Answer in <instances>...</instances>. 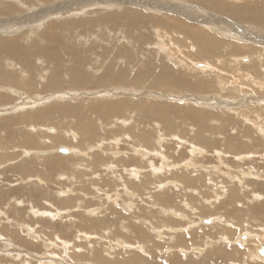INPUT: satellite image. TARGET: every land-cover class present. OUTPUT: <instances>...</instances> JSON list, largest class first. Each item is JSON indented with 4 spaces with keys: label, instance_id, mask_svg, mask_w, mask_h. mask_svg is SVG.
<instances>
[{
    "label": "bare ground",
    "instance_id": "bare-ground-1",
    "mask_svg": "<svg viewBox=\"0 0 264 264\" xmlns=\"http://www.w3.org/2000/svg\"><path fill=\"white\" fill-rule=\"evenodd\" d=\"M13 1L16 0H0V48L6 54L12 53L15 56H17L18 61L20 60V58L18 52L16 51H18L19 42L17 39H14L12 37L27 36L29 32L24 31L25 29L30 28V26H26L27 24L34 25L36 24L34 22H37V26H38L37 28H40L41 26H45L48 24L47 22H41L44 19H47L52 16L59 18L61 16L64 17L69 16L72 17V19L64 21L62 25L66 30L71 32L80 30V32H89L96 34V30L97 31L99 30V32H103V29L109 25L122 26L126 29L127 28L129 29L128 33L130 35L124 37L127 39V42L129 44L132 43L133 41L137 43L143 42L145 36L140 34L143 33L146 35V37L152 38V42L146 44V46H148V50H154L159 54H163L166 58L170 59V62L174 64H180L181 66H185L188 69L195 70L203 75V77H201V81H196L193 78V76L187 73H175L172 70H170L168 66H166L163 72L160 74L161 80L157 82V85L163 88H167L169 85H172L173 87L178 89H192L195 91H201L202 92L201 94L211 89L210 92L211 94H209V95L213 94L211 97L201 98V96H197L196 94H186L180 96L182 94H178L175 92H170L171 95H168V94H162L161 92H158L156 90H145V89L136 88L135 86H133L134 82L129 81L130 80L129 69L131 70L133 68V65L129 60L131 55L129 53L125 54V56L123 57L124 60L123 64L119 63L118 57L115 58V60L112 61V63L107 68L105 73H103L100 76H95L93 80L88 79V76L81 71L76 73L74 76L76 77L75 83H76V87L79 90L69 91L70 94L68 95L73 96L71 92L78 93L81 92L80 90H87L89 87L98 86L96 88V90L98 91L93 92L91 95L96 96L97 98L94 99L99 102L107 101L110 99H118V98L128 99V100L122 99V101L117 100V103H114L111 106L108 105L106 107L104 104H100L103 108L96 110V114L98 116H103L109 113L120 114L123 112H129L131 114V118H129L128 123L125 122L124 119H120V120L116 119L117 122L115 124H109L110 126H114V130L109 131L110 138L112 137L116 138L114 139V141L115 140L120 141L121 140L120 136L127 137L128 139H131L130 141L132 143L134 144L137 143L140 147H148L153 149V145L151 144L150 146V142L151 141L153 142L154 132L156 131V134L159 135L158 136L159 140H161L162 142L163 141L167 142V140L170 138L171 139L179 138L178 141L182 145L180 146V148L186 146L187 143H190L191 146L196 147L195 146L196 143L200 145L201 150L207 154L208 151L213 147V144L211 145L210 142L214 139H218L220 140L221 146L219 147V150L218 151L216 150L215 152V155L218 156L217 158H225L227 155H231L232 157L239 156L237 157L238 159L237 162L239 164L241 161L244 162V160L247 159L251 160V157H249L248 155L252 154L251 153L252 151H250L252 150V148H254L255 150H260V148L264 146V142H263L264 130L262 127H260L261 122L260 124H258L259 121L257 119L256 120L258 122L248 117V116H252L251 113L253 112L250 111L255 110V114H256V111H259L261 109L264 110L262 106H260L261 107L260 108L258 107V105H254V104L260 105L261 102L260 98L262 97H258L257 94L251 96L249 95L243 96L242 94L243 89H241V87L233 86L234 84H236L237 80H240V82L242 83L245 80V76H250L253 80L257 81L258 84L264 83V0H48L49 7L44 9H37L32 6H28L23 0H17L18 4H16ZM134 2H138V6L145 5V7H149L154 11L156 10L157 12H160V16L158 15L156 16L155 12L148 13L146 11L135 10L127 7V6H131L132 3ZM119 6H124V7L119 8ZM111 8H115V10L110 11L109 9ZM89 10H93V11L88 12ZM222 13L227 14L228 16L232 17V19L221 17L220 15ZM164 14H166V16L163 17ZM39 16L41 20L36 21L37 17ZM54 17L52 20L57 19V18L54 19ZM184 20L185 22H183ZM163 23L167 24L168 27L164 25L160 26ZM169 30L174 31V34L177 33L175 34L176 35L175 38L170 34ZM21 31L24 32L21 33ZM51 33H52V27L47 26L43 31V36L45 38H48L50 37ZM3 35H7V37H3ZM189 37H192L195 40V42H191L187 44V42L190 41ZM193 44H195V46H193ZM185 47H187L188 49H186ZM249 47H252L254 50L249 49ZM179 51H183V52L179 53ZM184 52L189 53V56H187ZM194 52L197 53V55L199 56L201 55V57L196 58L195 55L191 54ZM36 53H37V49L34 47H28L25 50V54L28 57H32ZM70 53L73 54L75 57L74 59L79 62H84L87 58V55L85 53H77L73 50H70ZM215 55H219V56L213 58V56ZM51 60L54 63L61 65L69 62L66 59V57L61 54L52 55ZM186 63L188 66L186 65ZM9 65L11 66L13 64L9 63ZM154 65L155 62L153 60H147L145 62V67L147 68V70L140 72L136 76L135 81L140 83L147 76L152 75ZM223 66L229 68L232 72H234V75L222 71L220 67ZM1 77L12 79V76L9 73H3ZM224 77H227L228 79H225ZM236 77H237L236 81H233L234 78ZM231 78H233L232 80L233 82L230 81ZM25 80H27L28 82H23L21 81V79L18 78L15 79L16 81L15 83L17 86L21 87L23 90L29 93L33 94V92L37 91L36 81L34 79H25ZM230 84L233 85L229 87ZM255 84L256 86H259L257 85L256 82ZM120 87L121 90L119 89ZM257 89L258 88H256V90ZM0 92H5L9 96L6 99H3V96H0V104H1L0 107H6L0 109L2 115L7 114V112H15L16 110L17 111L15 114H21V113H26L28 111H33V110L25 111L24 108H22L21 113H17L19 111L17 107L28 106L29 103H30L29 106L31 108L33 106L37 107L36 105L43 104L46 101H48V99H53L55 98V96H57L54 94L55 92L53 94L50 93L52 95L48 94L46 96H39L37 93L33 95H27L25 93H21L12 86L11 87L0 86ZM224 94H227L228 96L230 95V97H225ZM14 95L24 96L25 98H23L21 103L18 104L17 106L15 107L11 106L10 108H8V106L14 104L15 102L16 97ZM34 95H37V97H35ZM80 95L81 94L77 96H73V98L79 97ZM31 96H34V98H26ZM214 96H218L219 98ZM148 97H155L159 100H163V99L168 100L170 98L169 100L170 102L176 101L177 103H179V105H187L180 102L184 100H190L191 102L197 101V102H201V104L206 106L208 112L201 111L200 113L198 110L192 109L190 107L184 108L179 106H171L169 102L165 101L166 103H160L158 105L159 109L157 110L160 112L159 114L160 121L159 122L156 121L153 123L156 124V128L155 127L152 128V131H149L148 129L142 131H140L139 129L138 131H136V127L134 126L135 114L139 111H147V104L149 102L146 98ZM137 98L138 101H136ZM52 103L53 102H51V104ZM55 103H59V102H55ZM249 105H251V107H248ZM187 106H192L194 108L196 107L192 104ZM204 106L201 105V107ZM215 107L225 108L230 112V115L221 114V112L220 113L214 112V110H218ZM243 107H247V108H243ZM223 108L221 109L223 110ZM38 109L39 108H37L36 110ZM263 112L264 111H262L261 114L259 111L258 115L259 116L261 115L264 118ZM69 114L70 115L77 114L80 122L85 123L87 127H89L91 124L94 123V121L88 116V114L85 112L82 106L60 105V106H51L44 110L36 111L35 114L32 117H29L28 119L29 121H35V122H30L27 128L30 126L37 127L38 122L54 123L60 120L62 117H65ZM188 119L192 122V125L190 126L185 123L186 120ZM238 120H240V124H238L237 122ZM12 121L13 119L5 120V125H4L5 129L8 132L12 131L14 134H17L15 128H12L13 125L11 123ZM233 122H235V124H232ZM118 123L119 124L124 123V125L126 126L125 127L121 126V127L126 128V130L117 128ZM211 123H213V126L210 125ZM218 123H221L222 126H218L217 125ZM243 123H245L246 126L245 125L242 126ZM193 125L194 127H192ZM224 126H226V129L223 128ZM230 126H232V128L228 129V127ZM41 127H45V126H41ZM138 127H140V125H138ZM254 128H256L259 131L260 133V135L258 134L259 136L254 135V131H253ZM46 129L48 132L55 134V135H49V137L54 139V141L48 140L46 136L44 137L41 135L38 139H36V141L39 145H41L42 150H47L48 154L55 153L56 151H58L61 145H64L66 147L65 149H67L68 153L70 154L69 148L72 147V145H74L72 144L71 141L72 139H70V136L75 137L77 142L75 146L81 147L82 144H85L87 145V149L89 150L94 146V144H99V143H102L103 147H105L104 146L105 142L110 139V138H100L95 142L88 143L86 140V136H82V133L85 131V128L83 127L82 124V127L78 126L79 133L73 130H69L68 133L73 132L74 134L69 135L67 133V135L69 136V138L67 139L63 135L61 137L63 143L60 144L59 141L62 140L59 138V132L57 128L49 129L48 127ZM116 129H118V131H123V133L122 132L118 133ZM158 132H160V134ZM25 135L29 137V135H27V131H25ZM19 137L23 138L22 136ZM57 138L59 141L57 140ZM215 144H217V142ZM103 147L100 148V152H95L90 160L84 157V155H83V160L67 155L68 157L66 158L63 157L54 158L51 156L50 158H47L46 160L42 161L40 157L36 156L35 154V156H31L30 158H28L23 162L22 160L24 158L23 155L20 156L19 154L14 155L10 153L11 151L10 152L6 151L4 153L0 151L1 152L0 159H4L5 161H10V162H14L17 159H21L11 164L12 167L10 172L12 174L10 177L15 178L19 187L16 191L23 190L22 188H20V186L21 183H23L24 179L18 176L19 173H24L26 178L34 176V177H38L40 180L41 179L44 180V181H38L39 185H37V183L31 182L30 192L33 195H39L41 190L48 187L47 185L49 184V180L46 177L47 171L45 170L46 171L45 173L43 170L44 168L43 164L46 165L45 161H48L51 167L57 169V177L50 183V185L59 182L60 179L58 178L60 177H61V181L68 180L70 178H75L76 180L79 181H82L84 179L86 182L88 178L87 186L85 185L84 188V192L87 193H92L91 191L88 190L89 187L95 189L96 191H99L101 189L106 190L111 188H118L117 182L120 181L121 174L117 172L116 169H114L113 165L116 168L119 166L133 167V168H137V167L142 168L143 165L145 166V162H143L140 159L126 158V159L117 160L111 158L108 154H105V150L103 149ZM177 147L179 148L178 145ZM19 149L25 150V149H35V148L22 147ZM192 150L196 151V149L194 148H192ZM11 157H15V159H12ZM178 157L182 158L179 155ZM219 161L221 160L219 159ZM0 164H2V162H0ZM149 165H152L153 167L154 161L149 162ZM199 168L203 171L205 170V168L209 170L208 167H204L203 165L201 167L199 166ZM101 169H103V172L104 169L106 171L104 173L100 172ZM217 169H218V173L221 174L222 172L220 170V167L219 168L215 167L216 171ZM33 170L35 171V173L32 172ZM244 172L248 174L247 170ZM257 172H259V170H257ZM97 173H100L99 180H97L98 177ZM107 173H111L112 175ZM224 174L227 177V179H229L226 180V182L230 181L228 185L229 187L227 186L229 188V192L228 194H226L228 200L227 203H223V204L219 203L218 206L215 207L219 211V212H215V214L217 213L216 215L223 218L224 219L223 221L225 223L230 222L232 223L233 226H236L234 222L226 221V218H232V217L237 218L238 215L240 216V214L237 213L238 210L229 213V211L222 210L223 209L222 207L225 206L224 204H228V203H235L236 206H243L240 205V202H238L239 201L238 198L240 197L238 186H241V183L243 181L241 179V175L243 174L242 178H245L246 174L241 172V169L240 171L237 170V173L235 174L234 170L229 167ZM205 176L204 173L203 174L201 173V175H197L196 177H194L191 173H186V172L176 173L173 175V179L177 180V183L179 184L176 185V189L182 186L180 190H176L175 192H173V190L172 191L167 190L166 192H163L162 194H157L156 196L154 194L157 193L156 186L158 185V183L155 182L153 178L149 176V174H147V176H144L142 178L143 180L141 179L139 180L138 183H134L131 187L134 191H137L141 194L146 193L148 195L147 197H151L149 200L150 203H156L161 206L169 205L175 209H179V204L177 202L186 199L185 201L191 202L193 206H196L193 203L198 204L199 214L206 216L210 214V209L203 208V206L201 205H204V203L202 202H205L204 201L205 197H212L214 193L212 190L211 192H209V194L205 193L204 187L206 182L211 184L210 182L212 180L211 178L212 176L213 177L215 176L210 175L211 177L210 176L207 177L208 181L206 182H205L206 180ZM262 176H264V172L262 174L260 172L259 176H256L258 178V181H262V180L264 181V177ZM2 179L3 178H1V180ZM215 179L217 178L215 177ZM50 180L52 179L50 178ZM79 183L80 182L73 183V186L70 185L69 187L72 186L75 189L81 188L82 186L78 187ZM213 186L214 183L212 187ZM251 187H253L252 184H250L248 188ZM127 188H128V182H127ZM48 189L50 190V187H48ZM256 190H258V188ZM151 191H153V193ZM194 191H198L199 194H201V197L200 196L196 197ZM61 193L63 194V192L60 191V194ZM56 194L58 196L60 195L59 193ZM262 196L263 195H253L255 199L259 198V200H262V198H264ZM65 200H66V207L72 204L79 206H83V205L87 206L85 205V202L82 199H80V197L69 200L65 199ZM248 200L252 201L253 198L251 199L248 198ZM20 204L22 205V207L19 206ZM27 204L28 205H26L25 202L23 201L22 202L15 201V205H16L15 208L22 209L24 207L26 208L33 207L31 203H27ZM206 205L207 203L204 206L207 207ZM116 207L117 206L109 208V210L103 214L102 216L103 218L85 219V221L81 222V225L83 226L91 225V227L82 228L80 226L75 227L74 225H70L67 227L69 228L70 231L71 230L73 231L75 228L76 229L78 228L77 229L78 232L84 231L83 233H88L89 235L98 234L100 236L103 235L102 232H104L106 229H109L110 234H112L113 236L112 239L113 243L116 242L119 245H123V246L125 245V243H132L131 240L133 241L136 238V240H134V243H139L146 251L145 253L140 247L125 246L127 247V249H131V250L136 249L137 251L138 250L140 251V252L134 251L130 253V255L129 254L122 255L120 252L115 253L114 249L110 248V251L111 252L113 251L112 253H115L113 254V257L117 260L116 262H119V264H213L218 261L227 264L231 260H235V259L237 261L239 260L242 261L241 260L242 256L239 257L241 251L238 249L234 248L232 251H228L227 248H225L224 246H219L214 248L210 246L212 252L209 251L208 254L201 259V263L199 262L197 263L191 260H186V261H184L183 259L180 260L178 259L179 257L178 258L174 257L173 259L168 261V263H163L158 259V254L162 253V251L158 252V250L161 249L158 247L160 243H158L155 240V236H158V234L159 235L163 234V231H159V230L155 231L153 227L150 230L146 226V218L148 217L150 218L152 217L154 219L153 222L155 225L158 224L159 221L156 222V220L158 219L157 214L156 215L150 214L155 212L143 210V208L142 209L140 208L139 210V208H137L136 211H138L137 214L138 217H140L138 219V217L134 218L133 215L129 216L131 215L129 214V212L123 213L121 210L117 209ZM257 208L259 209L264 208V206L251 208L252 214L254 215L258 214L257 211L259 210ZM97 211H99V209ZM25 212L23 215H18L17 213H13V216L11 217L9 213H6L4 210H0V235L10 238V240L17 246L26 247V249L29 248L30 250L34 249L36 252H41L42 251L41 248L43 246L41 247V245L36 244L37 242L31 241L27 239L25 236H23L24 234L22 228L26 225H24L22 221H24ZM163 214L169 215L171 217H174L175 215L174 211L170 209H165ZM36 215L37 213L35 214V216ZM180 218L184 219L185 217L181 216ZM11 222H13V224ZM203 223L201 221V224ZM9 225H12V227H9ZM167 225L178 226L179 224L177 222L171 221L169 218L168 220L163 219L161 226H167ZM37 226L39 225L37 224ZM46 230L49 232L53 231L52 229L49 228H47ZM173 230L177 231L178 229L174 228L172 229V231ZM222 230L231 234V235L229 234L226 235L229 236V240H231L228 242V244L234 245L235 242L232 241L234 240L235 237L233 231L231 230L232 231L231 232L221 227L220 228L217 227L214 229L204 228L202 230H197L196 232L195 231L193 232L192 230L193 233L191 234V236H194L195 233L207 235L206 237L208 239L205 242V244L209 240H211V243L213 244L212 240L217 238ZM212 231H215L216 233H212ZM60 233H64V230L61 229ZM244 236L245 239L238 238L239 239L238 240L237 238H235V240L241 245H246L248 243L247 240H249L248 238L250 237L247 234H245ZM210 237H214V239ZM197 238L200 239L201 237H197ZM172 240L174 247H171V249L185 248L188 245V241H186L183 237L180 238L172 237ZM107 241L108 242L110 241L109 234L107 235ZM221 241H223V239H221ZM223 242L227 244L226 241ZM254 242L255 241H253V243ZM40 244H42V242ZM50 244H53V242L50 241ZM263 244H264V238L259 244V246L257 244L256 245L257 247L256 246H255L256 248L254 247V250L256 249L257 251V255L261 258V262H264L263 261L264 258L259 255L258 251L259 249L262 248ZM91 245L92 244H90V246ZM207 245L209 246L210 244ZM11 248L14 251L21 250L19 249V247H15V245L12 246ZM171 249L170 251H172ZM195 250L197 249L195 248ZM14 251H9L11 252L9 255L5 253L9 256L10 261H13V258H11L10 256H12V252L14 253ZM85 252L86 253L83 254L84 259L86 257L88 258L90 257L91 260L96 261L99 264H103L104 247L103 248L96 247L95 249L86 250ZM202 252L204 253L205 250L201 251V256H203ZM243 252H244L243 256L247 255L249 260L251 258V260L253 261V257L255 256L253 254L254 251L250 250L248 253H246L245 251ZM37 259L40 262L44 260V258L42 257H37Z\"/></svg>",
    "mask_w": 264,
    "mask_h": 264
},
{
    "label": "rangeland",
    "instance_id": "rangeland-1",
    "mask_svg": "<svg viewBox=\"0 0 264 264\" xmlns=\"http://www.w3.org/2000/svg\"><path fill=\"white\" fill-rule=\"evenodd\" d=\"M23 1L28 6H32L37 9H44V8L49 7L48 0H23ZM13 2L18 4L17 0ZM120 7H124V6H119V8ZM127 7L131 9H135V10L146 11L148 13L155 12L156 16L157 15L160 16V12H157L156 10L154 11L150 9L149 7H145V5L138 6V2H134L132 3L131 6H127ZM109 10L114 11L115 8H111ZM92 11L93 10H89L88 12H92ZM164 16H166V14H164L163 17ZM220 16L223 18L232 19V17L228 16L225 13H222ZM53 17L54 16L41 21V22H47L48 24L45 26H41L40 28H37L38 27L37 22H34L36 23L34 25L27 24L26 26H30V28H27L24 30V31L29 32L27 36L12 37L14 39H17L19 42L18 51H16L19 54V58H20L19 61L17 60V56H15L12 53L6 54L0 48V86H3V87L12 86L16 90L20 91L21 93H25L27 95H33L37 93L39 96H46L50 93L53 94L54 92H55L54 94L57 95L53 99H48V101H46L43 104L36 105L37 107L33 106L31 108L29 106L30 103L28 104V106L17 107V109H19L17 113H21L22 108H24L25 111H28V110H33V111H28L26 113H21V114H15L17 111L16 110L15 112H7V114H3V115L0 112V151H2L3 153L6 151L8 152L11 151L10 152L11 154H14V155L19 154V156L23 155L24 158L22 160L24 162L31 156H35V154L36 156L40 157L42 161L46 160L47 158H50L51 156L54 158H57V157L66 158L68 156H73L77 159L83 160V155L88 160H90L95 152H100V148L103 147L102 143L94 144V146L89 150L87 149V145L85 144H82L81 147L75 146L77 144L76 139L75 137L70 136V139H72L71 140L72 144H74L72 145V147L69 148L70 154L68 153L65 156V154L59 153L60 148H66L64 145H61L58 151H56L55 153L48 154L47 150H42L41 145L37 143L36 139H38L41 135L44 137L46 136L48 140L54 141V139L50 138L49 135H55V134L48 132L46 129L48 127L49 129L57 128L59 132V138L61 139V137L64 135L65 138L67 139L69 138V136L67 135L69 130H73L79 133L78 126L82 127V124H83L85 131L82 133V136H86L87 142L90 143V142H95L99 140L100 138H110L109 131L114 130V126H110L109 124H115L117 122L116 119H119V120L124 119V121L128 123L129 118H131V114L129 112H123L120 114L109 113L103 116H98L96 114L97 109L103 108L100 104H104L105 107L108 105L111 106L112 104L117 103V100L119 101H122V99L128 100L127 98L110 99L107 101L99 102L94 99V98H97L96 96L91 95L93 92L98 91L96 90L98 86L89 87L87 90H80L81 92H78V93L71 92L73 96H77L81 94L79 97H76V98H73L72 95H68L70 94L69 91L79 90L76 87V83H75L76 77L74 76L76 73L81 71L85 73V75L88 76V79L93 80L95 76H100L103 73H105V71L110 66L112 61L115 60V58L118 57L119 63L123 64L124 63L123 57L127 53L131 54L129 60L131 64L133 65V68L131 70L129 69V79H130L129 81L134 82L133 86H135L138 89L156 90L158 92H161L162 94H168V95H171L170 92L182 94L180 96H183L186 94H196L197 96H201V98H207L213 95V94L209 95L211 94L210 93L211 89L201 94L202 93L201 91H195L192 89H178V88L173 87L172 85H169L167 88H163L157 85V82L161 80L160 74L163 72L166 66H168L169 69L175 73H187L193 76V78L196 81H201V77H203V75L195 70H191V69L186 68L185 66H181L180 64H174L170 62V59L166 58L163 54H159L158 52H155L154 50H148V46H146V44L151 43L152 38L146 37V35L143 33L139 32L140 34L145 36V39L143 42L137 43L133 41L132 43L129 44L127 42V39L124 38L125 36L130 35L128 33L129 31L128 28L126 29L122 26L109 25L103 29V32H99V30L98 31L96 30V34L89 33V32H80V30L71 32V31L66 30L62 24L64 21L72 19V17H69V16H66V17L61 16L60 18L54 17V19L55 18L57 19L52 20ZM38 20H41L40 16L37 17L36 21ZM183 22H185V20ZM162 25L168 27V25L165 23L161 24L160 26ZM47 26L52 27V33L50 37L45 38L43 36V31L45 30ZM24 31H21V33H23ZM169 31H170V34L175 38L176 36L175 34L177 33L174 34V31L172 30H169ZM3 37H7V35H3ZM189 38H190V41L187 42V44L191 42H195V40L192 37H189ZM193 46H195V44H193ZM28 47L36 48L37 53L34 54L32 57H28L25 54V50ZM185 48L188 49L187 47ZM249 49L254 50L252 47H249ZM70 50H73L77 53H85L87 55L86 60L84 62L76 61L74 59L75 58L74 55L70 53ZM180 52L182 53L183 51H179V53ZM184 53L187 56H189V53L187 52H184ZM55 54L64 55L69 62L63 65L54 63L51 60V56ZM191 54L195 55L196 58L201 57V55L199 56L195 52ZM217 56L219 55H215L213 56V58ZM147 60H153L155 62V65L153 67V74L150 76H147L142 82L138 83L135 81V78L140 72L147 70V68L145 67V62ZM9 63H12L13 65L10 66ZM220 69L222 71H225V73L234 75V72H232L229 68L225 66L220 67ZM3 73L11 74L12 79L2 78L1 75ZM18 78L21 79V81L23 82H28L25 79H34L36 81L37 91L33 92L32 94V93H29L23 90L21 87L17 86L15 83L16 82L15 79H18ZM224 78L228 79L227 77H224ZM236 79L237 77L234 78V80L233 78H231L230 81L233 82V81H236ZM244 81L241 83L240 80H237L236 81L237 85L236 84L234 85L232 84V85L234 87H241V89H243L242 90L243 96L245 95L251 96V95L257 94L258 97H262L260 98L261 99L260 105L259 104H254V105H258V107L262 106V108L264 109V102H263L264 101V98H263L264 97V83L258 84V82L253 80L250 76H245ZM255 82L259 86H256ZM232 85L230 84L229 87H231ZM256 88L258 89L256 90ZM119 89L121 90V87ZM0 96H3V99H6L9 97L7 93L5 92H0ZM14 96L16 97L15 102L14 104L8 106V108H10L11 106H14V107L17 106L18 104L21 103L22 99L25 98L24 96H17V95H14ZM34 96L37 97V95H34ZM34 96L26 97V98H34ZM224 96L230 97V95L228 96L227 94H224ZM214 97L219 98L218 96H214ZM146 99L149 102L147 104V111H139L135 114L134 126L136 127V131H138L139 129L140 131L145 130V129L152 131V128L154 127L156 128V124H153V123L156 121L157 122L160 121V118H159L160 112L157 110L159 109L158 105L160 103H166L165 101L169 102L171 106H179V107H184V108L190 107L192 109L198 110L200 113L201 111L208 112V109L206 108V106L201 104V102H197V101H194V102H191L190 100L180 101L183 104H187V105L192 104L196 106L194 108L192 106L179 105V103H177L176 101L170 102L169 101L170 98L168 100H164V99L159 100L155 97H148ZM136 101H138V98L136 99ZM51 102L53 103L51 104ZM55 102H59V103H55ZM60 105H66V106L80 105L82 106L85 112L88 114V116L94 121V123L91 124L89 127H87L85 123L80 122L77 114L75 115L69 114L65 117H62L60 120L54 123L38 122L37 127L30 126L31 128L30 127L27 128L30 122H35V121H29L28 119L29 117H32L36 111L44 110L51 106H60ZM201 105L204 107H201ZM248 107H251V105H249ZM2 108H6V107H0V109ZM37 108L39 109L36 110ZM215 108L218 110H214V112H218V113L221 112V114L230 115V112L223 107H215ZM221 108H223V110ZM243 108H247V107H243ZM259 111L261 113L264 110L261 109ZM259 111H256V114H255V110L250 111L253 113H251L252 116H248V117H250L252 120H255V121L258 120L259 121L258 124H260L261 122L260 127H262L264 130V118L261 115H260L261 117L258 115ZM6 119L7 120L13 119V121L11 122L13 124L12 128H15L17 134H14L12 131L8 132L5 129L4 125H5ZM261 119L263 120V122ZM237 122L238 124H240V120H238ZM185 123L189 126L192 125V122L189 119L186 120ZM147 124H148V127H147ZM232 124H235V122H233ZM138 125H140V127H138ZM210 125L213 126V123H211ZM217 125L222 126L221 123H218ZM244 125L245 123H243L242 126ZM41 126H45V127H41ZM121 126L125 127L126 125H124V123L117 124V128L126 130V128L121 127ZM192 127H194V125ZM223 128L226 129V126H224ZM230 128H232V126L228 127V129ZM116 130L118 133L120 132L123 133V131H118V129ZM25 131H27V135H29V137H32V138L27 137L25 135ZM253 131H254V135L256 136L260 135L259 131L256 128H254ZM158 133L160 134V132ZM68 134L71 135L74 133L69 132ZM156 135L157 134L155 131L154 136H153L154 140L153 142L152 141L150 142V146L152 144L153 149L148 148V147H140L137 143L135 144L132 143L130 141L131 139H128L127 137L120 136L121 138L120 141L119 140L114 141V139L116 138L112 137L108 141H106L104 145L106 148L103 147V149L105 150V154H108L111 158H114L117 160L126 159V158L140 159L143 162H145V166L143 165L142 168L121 167V166L116 168L113 165L114 169H116L117 172L121 174L120 181L117 182L118 188H111V189H106V190L101 189L99 191H96L95 189H92L89 187L88 190L91 191L92 193L84 192L85 185L87 186L88 178L86 182L84 179L82 181H79V180H76L75 178H70L68 180L61 181V177H60L58 178L60 179L59 182H56L55 184L50 185V183L57 177V169L51 167L48 161H45L46 165L43 164L44 165L43 170L45 173L47 171L46 177L49 180V184L47 186L50 187V190L48 189V187H46L45 189L41 190L39 195L31 194L30 192L31 182L37 183V185H39L38 181H44V180L42 179L40 180L38 177H34V176L26 178L24 173H19L18 176L24 179L23 183H21V186H20V188H22L23 190L16 191L19 187H18V183L16 182L15 178L10 177L12 174L10 172L11 167H12L11 164L21 159H17L14 162L5 161L4 159H0V162H2V164H0V210H4L6 213H9L11 217L13 216V213H17L18 215H23L26 210L24 221H22V223L26 225L22 228L23 234H24L23 236H25L27 239L31 241L37 242L36 243L37 245H41V247L43 246L41 248L42 249L41 252H36L34 249L30 250L29 248L26 249V247L17 246L10 240V238L0 235V243H2L0 244V249H1L0 250V264H6V263L7 264H38V263L39 264H60V263H63V264H92V263L99 264L96 261L91 260L90 257L89 258L86 257L85 259L83 257V254L86 253L85 252L86 250L95 249L96 247L98 248L104 247L105 254L103 253V257H104L103 264H119V262H116L117 260L113 257V254H115L116 252L117 253L120 252L122 255H128V254L130 255V253L134 251L140 252L139 250L137 251L136 249L135 250L127 249V247L125 246L140 247L145 253L146 251L139 243H134V240H136V238L133 241L131 240L132 243H125V245L123 246V245H119L116 242L113 243V240H112L113 236L112 234H110L109 229H106L104 232H102L103 235L100 236L98 234L89 235L88 233H83L84 231L78 232L77 231L78 228L77 229L75 228L73 231L72 230L70 231L69 228L67 227L70 225H74L75 227L80 226L82 228L91 227V225L83 226L81 225V222L85 221V219L103 218L102 217L103 214L106 213L109 210V208L114 207V206H117L116 208L121 210L123 213L129 212V214H131L129 216L133 215L134 218L138 217V214H137L138 211H136L137 208H139V210L140 208L141 209L143 208V210L155 212V213H150V214H155V215L157 214L158 219L156 220V222L159 221L158 224L155 225L153 222L154 219L152 217L151 218L148 217L146 218V226L150 230L153 227L155 231L157 230L163 231V234H160V235L158 234V236H155V240L158 243H160L158 247L161 248L158 250V252L162 251L161 254H158V259L162 261L163 263H168V261H170L174 257L176 258L179 257L178 259L180 260L183 259L184 261L191 260L197 263L198 262L201 263V259L205 257L209 251L212 252L210 246H212V248L224 246L225 248H227L228 251H232L234 248L240 250L241 253L239 257L242 256V259H241L242 261L240 260L237 261L235 259V260H231L227 264H243L244 262H245L244 264H247V261H248V264H255V263L264 264V262H261V258L257 255L256 249L254 250V247L257 244L259 246V244L264 238V208H260V209L257 208L259 211H257L258 214L256 215L252 214L251 212V208L264 206V203H263L264 198H262V200H259V198L255 199L253 197V195H263L262 197H264V190H263L264 181L263 180L258 181V178L256 177V176H259L260 172L261 174L264 172V155H263L264 146H262L263 148L261 147L260 150H255L254 148H252V150H250L252 151L251 152L252 154L248 155L249 157H251V160L247 159V160H244V162L241 161L239 164L237 162L238 161L237 157L239 156L232 157L231 155H227L225 158H217L218 156L215 155V152L216 150L218 151L219 147L221 146L220 140L218 139H214L210 142L211 145L213 144V147L206 154L201 150L200 145L196 143H195L196 147H193L191 146L190 143H187L186 146H183L180 148V146L182 145L178 141L179 138L178 139L170 138L167 140V142H164V141L162 142L161 140H159V137H158L159 135L157 136ZM19 136H22L23 138ZM214 141H216L217 144H215L216 142ZM59 143L62 144L63 140L59 141ZM32 144H35V145H32ZM177 145L179 146V148L177 147ZM22 147H25V148L33 147L35 149H25V150L19 149ZM192 148L196 149V151L192 150ZM50 151H53V150H50ZM178 155L181 156L182 158H179ZM11 158L15 159V157H11ZM219 159L221 161H219ZM152 161H154L153 167L152 165H149V162H152ZM202 165L204 167H208L209 170L206 168L204 171L201 170L199 166L201 167ZM215 167L217 168L220 167V170L222 173L219 174L218 169L216 171ZM228 167L232 168L235 174L237 173V170L240 171V169H241V172H243L244 174H246L244 172L246 170L248 173L246 174L245 178H242L243 174L241 175V179L243 181L241 183V186H238L239 188L237 187L238 191L240 192L239 193L240 197L238 198L239 200L238 202H240V205H243V206H236L235 203H228V204H224L225 206L222 207L223 208L222 210L229 211V213L232 211L238 210L237 213L240 214V216L238 215L237 218H234V217L226 218V221H232L236 224V226H233L232 223L230 222L225 223L223 221L224 220L223 218L216 215L217 213L215 214V212H219L218 209H216L215 207L218 206L219 203L220 204L227 203V200H228V197L226 196V194H228L229 192L228 185L230 181L226 182V180H229V179H227V177L224 174L227 171ZM256 169L259 170V172H257ZM105 171L106 170L104 169V172ZM32 172L35 173L34 170ZM100 172H103V169H101ZM179 172L191 173L194 177H196L197 175H201V173L202 174L204 173V176L206 174L205 182L208 181L207 177H209L210 175H214L217 178L215 179V177L212 176L211 178L212 180L210 181L211 184H209L208 182L206 183L204 182L205 183L204 192L209 194V192H211L212 190L215 195L214 196L213 194H211L213 195L212 197H205V200H204L205 202H202V203H204V205L207 203L206 205L207 207H205L204 205H201L205 209H210L209 215L205 216V215L199 214L198 212L199 205L196 203H193L196 205V206H193L191 202L185 201L186 199L177 202L179 204V209H175L169 205L161 206L156 203H150L149 200L151 197H147L148 195L146 193L141 194L137 191H134L131 187L134 183H138L139 180H141L144 176H147V174H149V176H151L153 180L158 183V185L156 186L157 193L154 194L155 196L157 194H162L163 192H166L167 190H171V191L173 190V192H175L176 190H180V188L182 187L181 186L176 189V185H179V184L177 183V180L173 179V175ZM99 174L100 173H97L98 175L97 180L100 179ZM107 174L112 175L111 173H107ZM1 178L3 179L1 180ZM50 178L52 180H50ZM77 182H80L78 184L79 185L78 187H81V186L82 187L75 189L72 186H73V183H77ZM127 182H128V188H127ZM213 183H214V186L212 187ZM250 184H252L253 187L248 188ZM70 185L72 186L69 187ZM257 188L258 190H256ZM60 191L63 192V194L61 193L62 195L60 194ZM153 191L151 192L153 193ZM241 191L244 192L245 194L242 193ZM56 193H59L60 195L58 196ZM194 194L196 195V197L197 196L201 197V194H199L198 191H194ZM243 195L245 196L247 195V196L245 197ZM78 197H80V199H82L85 202V205L87 206H84V205L79 206V205L72 204L66 207L65 199L69 200V199L78 198ZM248 198L249 199L253 198L254 201L252 200L253 201L252 202L248 200ZM15 201H19V202L23 201L25 202L26 205H28L27 203H31L33 207L32 208L24 207L22 209H16ZM19 206L22 207L21 204ZM98 209L99 211H97ZM165 209L173 210L175 214L174 217L163 214ZM57 212H59L61 215ZM36 213L37 215L35 216ZM181 216L185 218L182 219L180 218ZM139 218L140 217H138V219ZM168 218L173 222H177L179 225L178 226H170V225L161 226L163 219L168 220ZM201 221L202 223L204 221V223L201 224ZM11 223L13 224V222ZM37 224L39 226H37ZM9 227H12V225H9ZM217 227L224 228L228 231L232 230L235 236L234 240L232 241H234L235 244L234 245L228 244V242L231 240H229V236H226V235L228 234L231 235V234L223 230L221 231L219 235L222 238H220L219 236L215 239L214 237H210L214 239L212 240L213 244L211 243V240H209L205 244V242L208 239L206 237L207 235L195 233L194 236H191V234L194 231L196 232L197 230H202L204 228L214 229ZM47 228L52 229L53 231L49 232L46 230ZM174 228H177L178 230L172 231V229ZM61 229L64 230V233H60ZM107 233L110 236L109 242L107 241V235H108ZM212 233H216V232L212 231ZM245 234H247L250 237L248 238L249 240H247V242L249 243V244L248 243L246 244L247 246L241 245L235 240V238L245 239L244 238ZM172 237H176V238L183 237L186 241H188V245L185 248H180V249L172 248L171 249V247H174ZM197 237H201V238L198 239ZM221 239H223V241H226L227 244L221 241ZM216 240L218 243L216 242ZM50 241L53 242V244H50ZM253 241L255 242L253 243ZM41 242L43 245L40 244ZM90 244H92L93 247L92 245L90 246ZM207 244H210V245L208 246ZM14 245L15 247H19V249L21 250L14 251L11 248ZM110 248L114 249L115 253H112L113 251L111 252ZM195 248L197 250H195ZM170 249L174 252L170 251ZM201 249L205 250L204 253L202 252L203 256H201V251H202ZM250 250L254 251L253 253L255 255L253 257L254 263L251 260V258L249 260L247 255L243 256L244 254L243 251L248 253ZM9 251H14V253L12 252L13 257L10 256L11 258H13V261H10L9 259L8 255L11 253ZM5 253H7L8 255ZM37 257H42L44 258L45 261L43 260L40 262L37 259ZM213 264H224V263H221L218 261Z\"/></svg>",
    "mask_w": 264,
    "mask_h": 264
},
{
    "label": "water",
    "instance_id": "water-1",
    "mask_svg": "<svg viewBox=\"0 0 264 264\" xmlns=\"http://www.w3.org/2000/svg\"><path fill=\"white\" fill-rule=\"evenodd\" d=\"M59 153H61V154H67L68 151H67V149H65V148H60V149H59ZM258 253H259V255H260L261 257L264 258V244L262 245V248L259 249Z\"/></svg>",
    "mask_w": 264,
    "mask_h": 264
}]
</instances>
